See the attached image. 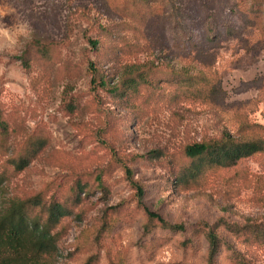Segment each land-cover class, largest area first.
<instances>
[{
  "label": "rangeland",
  "instance_id": "obj_1",
  "mask_svg": "<svg viewBox=\"0 0 264 264\" xmlns=\"http://www.w3.org/2000/svg\"><path fill=\"white\" fill-rule=\"evenodd\" d=\"M237 2L264 7L0 0V207L33 197L66 206L45 264H207L209 230L220 242L215 264H264V153L181 178L188 146L223 132L263 135L264 15H231ZM175 8L197 43L214 15L217 41L207 51L175 49ZM239 20L238 35L226 37L223 25ZM90 63L109 78L124 73L140 84V73L145 81L113 97L91 85ZM20 158L29 165L16 172L10 162ZM144 208L183 229L162 228ZM34 213L44 218L41 208Z\"/></svg>",
  "mask_w": 264,
  "mask_h": 264
},
{
  "label": "trees",
  "instance_id": "obj_2",
  "mask_svg": "<svg viewBox=\"0 0 264 264\" xmlns=\"http://www.w3.org/2000/svg\"><path fill=\"white\" fill-rule=\"evenodd\" d=\"M138 1L148 3L150 0ZM200 2L202 3V0ZM241 2L229 6L227 8L228 12L234 16L244 13V11H248L246 12L247 15L249 13H262L264 15V7L244 9L239 5ZM181 4L182 0H180ZM201 5L206 7L204 2ZM178 14L179 20L175 19V49H178L179 53L184 51L203 53L207 51L208 43L217 41L215 36L217 25L213 14L206 15L204 40L201 43L194 42L191 39L192 32H190V27L192 24L189 20H183L185 15L180 10H178ZM239 22L240 25L236 28H233L230 22L223 25L226 37L238 35V31L243 27L242 24L245 23V20H239ZM33 44H35L37 51H46L45 47L38 45L37 42ZM90 44L93 50L97 49V42L90 41ZM19 61L24 67L28 66L26 57L22 56ZM88 70L92 76L91 85L96 89H107L106 91L113 97L118 95V89L134 90L145 81V77L140 73L137 76L138 82H141L140 84L135 81L136 79L130 78L129 74L126 75L124 73L120 77L117 75L109 78V76L99 74L92 63L89 64ZM181 72V70L178 71L179 75ZM188 80L192 79L189 78ZM2 126L3 121L0 119V127ZM260 129L263 135L252 138L235 137L228 132H223L220 136L205 138L188 146L184 154L191 161L190 169L186 170L181 178H194L205 167L216 169L231 168L241 160L264 153V127H260ZM33 153L36 154L37 152L33 151ZM29 161L30 159L20 158L18 161L12 160L10 163L16 172H21L28 167ZM124 171L128 179L131 180L129 170L124 167ZM182 179L179 180L177 178L176 183L181 182ZM4 183L5 177L0 174V196ZM132 185L137 191L139 198H141L143 195L142 189L135 183H132ZM38 208H41L44 212V218L34 213V209ZM144 211L149 219L156 220L166 230L181 231L183 229L182 226L168 224L145 208ZM69 215L70 212L66 206L56 201L43 203L38 197L27 200L8 199L3 202L0 207V264H45V258L52 256L57 250L54 230L60 221ZM206 241L208 244L207 264H215L214 260L220 249L219 238L212 230H209L206 233Z\"/></svg>",
  "mask_w": 264,
  "mask_h": 264
}]
</instances>
